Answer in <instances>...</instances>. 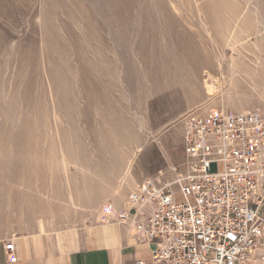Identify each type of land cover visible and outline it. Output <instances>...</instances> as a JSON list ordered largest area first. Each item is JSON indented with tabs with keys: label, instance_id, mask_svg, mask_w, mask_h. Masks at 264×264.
I'll return each mask as SVG.
<instances>
[{
	"label": "rangeland",
	"instance_id": "374dc122",
	"mask_svg": "<svg viewBox=\"0 0 264 264\" xmlns=\"http://www.w3.org/2000/svg\"><path fill=\"white\" fill-rule=\"evenodd\" d=\"M221 109L264 111V0H0V237L124 205Z\"/></svg>",
	"mask_w": 264,
	"mask_h": 264
},
{
	"label": "built area",
	"instance_id": "2783aa9c",
	"mask_svg": "<svg viewBox=\"0 0 264 264\" xmlns=\"http://www.w3.org/2000/svg\"><path fill=\"white\" fill-rule=\"evenodd\" d=\"M183 126V162L145 179L114 218L155 245L136 264H264V111ZM5 250L12 258L14 243Z\"/></svg>",
	"mask_w": 264,
	"mask_h": 264
},
{
	"label": "crops",
	"instance_id": "0c3cea01",
	"mask_svg": "<svg viewBox=\"0 0 264 264\" xmlns=\"http://www.w3.org/2000/svg\"><path fill=\"white\" fill-rule=\"evenodd\" d=\"M124 205L105 206L81 226L0 237V264H136L151 261L154 244L141 242L134 231L114 221ZM110 219L107 221V219ZM15 245L10 258L8 242Z\"/></svg>",
	"mask_w": 264,
	"mask_h": 264
},
{
	"label": "bare ground",
	"instance_id": "6f19581e",
	"mask_svg": "<svg viewBox=\"0 0 264 264\" xmlns=\"http://www.w3.org/2000/svg\"><path fill=\"white\" fill-rule=\"evenodd\" d=\"M211 84H212V83H211ZM212 85H213V84H212ZM206 88H207L211 93L214 92V87L209 86V85H206Z\"/></svg>",
	"mask_w": 264,
	"mask_h": 264
}]
</instances>
